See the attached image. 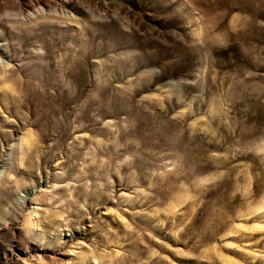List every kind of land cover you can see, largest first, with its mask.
Here are the masks:
<instances>
[{
  "label": "rangeland",
  "instance_id": "1",
  "mask_svg": "<svg viewBox=\"0 0 264 264\" xmlns=\"http://www.w3.org/2000/svg\"><path fill=\"white\" fill-rule=\"evenodd\" d=\"M0 264H264V0H0Z\"/></svg>",
  "mask_w": 264,
  "mask_h": 264
}]
</instances>
